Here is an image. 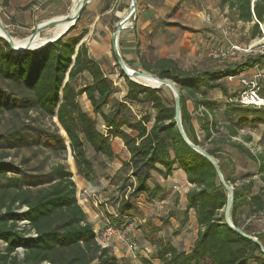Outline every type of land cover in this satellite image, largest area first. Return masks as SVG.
<instances>
[{"label":"trees","instance_id":"1","mask_svg":"<svg viewBox=\"0 0 264 264\" xmlns=\"http://www.w3.org/2000/svg\"><path fill=\"white\" fill-rule=\"evenodd\" d=\"M6 5L7 0L0 2V13ZM220 6L228 8V16L234 22L249 24L250 39L263 35L259 24H264V0H220ZM79 19L80 16L77 21ZM76 23L57 40L21 53L13 52L0 36V113L7 112L17 120L0 134V241L4 243L0 264H119L110 248L98 242L93 224L77 200L72 172L64 162L57 161L47 169L42 163V169L37 165L27 171L7 161L10 149H15V153L23 147L41 145L52 151L66 149L64 138L59 134H51L19 119L30 111L49 120L56 119L67 138L77 172L86 180L91 179L94 168L85 144L95 154L113 160L117 154L112 149L111 139H121L129 154L121 166L128 168L126 181L130 190L121 194L116 205L120 221L136 211L133 200L137 197L152 201L162 193L159 184L148 183L152 171L163 178L175 169L184 173L191 187L185 193L183 218L178 227L185 225L192 210L196 236L188 251H179L170 242L156 240L158 264H264L260 247L224 221L227 191L219 182L212 163L182 138L175 125L173 96L166 100L161 94L163 86L142 85L120 71L126 84L125 102L115 101L104 111L115 89L82 41L86 30L71 34ZM261 61L264 54L249 52L241 60L218 68L184 69L175 60L165 57L152 62L140 60V67L175 83L186 136L217 160L225 181L233 188L232 223L256 237L264 247V230L254 231L250 224L241 221L243 206L248 217L264 216V154L253 153L245 144L252 140L251 134L241 133L245 128L264 124V106L236 102V93L231 94L226 84L229 76ZM84 74L89 81L76 85V80ZM214 89H219L229 100L222 122L216 118V100L209 96ZM82 94L93 115L100 117L104 131L97 128L96 118L79 104L78 97ZM187 101L192 103L193 111L200 110V116L194 117ZM127 102L145 103L152 112L131 119L126 111ZM193 120L198 124L202 139ZM48 134L51 136H46ZM203 142L210 146H204ZM223 146H229L254 163L261 182L257 191H253L252 180L234 184L231 174L234 163L223 157ZM28 161L29 158H23L21 163ZM143 263L152 264L148 260Z\"/></svg>","mask_w":264,"mask_h":264},{"label":"rangeland","instance_id":"2","mask_svg":"<svg viewBox=\"0 0 264 264\" xmlns=\"http://www.w3.org/2000/svg\"><path fill=\"white\" fill-rule=\"evenodd\" d=\"M79 0H68L67 3H58L55 6H50L42 12V0H37L38 8L35 9L37 12L32 18L29 16L26 18L22 17L21 12H13L10 17L7 15L6 10L0 13L1 19L10 31L11 35L14 38H26L33 30L37 23L53 18L57 15H65L68 13L71 8H73ZM1 2V0H0ZM92 0H90L82 9L80 13V19L76 23V27L73 29L71 34H76L81 30H87V23L90 19V13L88 8H90ZM61 8V9H60ZM1 10V9H0ZM136 14V11H135ZM136 16V15H135ZM134 19H130L129 26L131 27V22L135 23ZM27 21V24H23L24 21ZM19 23H18V22ZM17 23V24H16ZM127 29V28H126ZM125 30V29H124ZM228 38L234 44L238 45L240 48H248L251 46L250 53H262L264 54V36L256 37L254 39L249 38V25H233L228 27ZM43 32H41V35ZM223 40V39H222ZM219 41V40H218ZM224 40L219 41L216 46L223 47ZM243 51H238L236 53L237 57H244ZM235 56V55H234ZM152 56H149V59H152ZM208 61H215L214 58H211L207 55ZM207 60L204 62L207 65L210 63ZM180 65L185 68H190V63H186L183 59H179ZM101 66L104 70L106 76L111 80L114 86V93L110 97L108 105L104 107V111L109 110L111 105L118 100H124L123 89L126 87L124 78L119 74L121 71L117 63L114 61L113 56L109 59L102 58ZM126 63V62H125ZM135 62V67L128 65L133 69L142 68ZM199 65V64H197ZM244 77H249V74L246 73ZM236 78L226 79V80H235ZM238 79V78H237ZM236 79V80H237ZM89 81L87 74L80 76L76 80V85H81ZM161 94L166 100L172 99L171 90L163 86L161 87ZM231 94L236 93V89L230 92ZM216 100V118L219 122L224 120V108L229 102L228 98L225 96L221 98L214 99ZM79 104L82 109L88 114L93 116L89 102L85 96H79ZM187 105L191 110L195 118L200 116V112L193 111L192 103L187 101ZM127 114L131 119H135L144 112H152L151 108L145 103H128L126 108ZM21 121H24L30 126H38L41 129H45L51 134L54 132L59 134L64 138L65 151L62 152L61 149L51 150L50 147L44 146H33L31 148L23 147L19 150L18 153H15V149H10V157L7 158V161L14 162L15 165L24 168L27 171L34 168L37 165H40L42 169V163H44L45 168H49L52 164L57 161L64 162L67 165V168L72 172L73 180L76 184V196L79 204L83 206L84 209L90 211L93 209L96 213L99 211L103 212L109 224L107 226H112L117 229L120 233L126 230L124 233V239L127 242H133L135 248L129 249L126 247V244L123 247L125 254L131 257L132 262H143V260H148L152 264H158V259L156 258L157 246L154 244L156 240H164L170 242L174 245L179 251H188L193 239L196 236L197 226L194 221H188L182 228H179L178 225L183 218V210L178 209L179 197L182 192V184L176 182V188L170 187L169 190L165 192V197L163 200H158L155 198L153 201L146 200L143 196L137 197L133 202L136 205V211L130 213L128 216L121 218L122 221L118 219L116 213V205L122 193L129 192L128 181H126L128 175V168L121 167V161L125 156L123 146L119 141H111L112 149L117 154V157L113 160H108L102 155L95 154L93 150L85 144V150L87 157L93 163L94 173L91 176L90 180L84 179L80 174H78L77 169L74 165L73 158L68 147V141L65 137L64 131L60 128L55 118L51 120L42 117L41 114L36 113L35 111H30L29 114L19 116ZM97 128L101 131H104V126L99 116H95ZM16 117L11 114L4 112L0 113V134L5 132L6 128L11 124L16 122ZM53 123L55 125H53ZM198 128L197 122H194ZM241 133H249L252 138L256 140H251L246 142V146L253 152L256 153L261 149H264V124H259L255 128H245L241 130ZM48 134L46 136H51ZM200 139H202V133L198 132ZM235 139L240 140L239 137ZM52 144V143H51ZM204 146H210L209 143L203 142ZM222 154L225 158H230L234 167L232 170V175L235 178V185H240L243 182L249 180L253 181V191H257L258 187L261 185L258 175L256 172V166L253 162L245 158L240 153L236 152L229 146L222 147ZM23 158H29V161L25 164L21 163ZM157 173H154V178H158ZM150 181L149 184H154V181ZM89 209V210H88ZM110 211L111 214L108 212ZM170 212L172 215L170 216ZM114 213L115 215H112ZM192 212L189 214L192 216ZM241 221L246 222L252 226L254 231H263L264 230V216H247L246 207H242L241 212ZM166 222V223H164ZM117 224V226H115ZM103 228L102 230H104ZM100 231V230H99ZM99 240L101 241V233H97ZM101 232V231H100ZM99 234V235H98ZM113 236V235H111ZM4 248V243L0 241V250ZM18 254H21V250H17ZM125 256V255H124ZM120 262L122 260L120 259ZM254 264V263H251Z\"/></svg>","mask_w":264,"mask_h":264},{"label":"crops","instance_id":"3","mask_svg":"<svg viewBox=\"0 0 264 264\" xmlns=\"http://www.w3.org/2000/svg\"><path fill=\"white\" fill-rule=\"evenodd\" d=\"M61 2L67 3L68 0H42V12L47 7L55 6ZM135 3V23L131 22V27L122 30L118 36V48L126 64L135 67V62H138L137 64L140 66V60L152 62L157 58L165 57L175 60L180 67L182 66L180 65L179 59H183L186 63H190V68L196 67L202 69L218 68L226 63L242 59V57L238 58L235 54V56L232 55L224 59L208 61L209 58H207V55H209V51L213 47H216L219 41H225L223 48H228L230 43L234 44L228 38V27L233 25H249L234 22L228 16V8L225 6L222 8L220 6V0H135ZM36 4L37 0H7V5L3 7V10H6L7 15H11L10 17H13L12 13L14 11H18L22 13V17L27 18L29 16L32 18L37 13L35 11L38 8ZM129 5L130 0H92V4L88 8L91 17L87 23L86 34L82 38V41L86 43L90 56L99 63L102 58L107 60L111 55L115 61L111 48V35L117 22L127 12ZM204 12L208 15L209 21L204 19ZM27 23L26 20L23 22V24ZM245 54L244 52L243 55ZM149 56L153 58L149 59ZM205 60L210 65H207L204 62ZM251 71V68H248L239 72L233 76V79H238L232 82V79L226 80L229 92L236 89L237 93L241 88L239 78L246 73L249 74ZM125 92L126 87L123 89V95ZM80 96L85 95L82 94ZM209 96L212 99L223 97L219 89L210 91ZM122 101L125 102V100ZM187 107L191 112L188 105ZM198 111L200 112L199 109L195 112ZM93 117L95 116L93 115ZM194 122L196 120H193L196 131L200 132ZM113 140L121 143L125 152L122 161L127 160L129 154L121 139L115 137L111 139V141ZM252 140L256 139L252 138ZM256 153L264 154V149ZM154 173L156 172H151V179L148 183L153 180ZM157 175L159 177L154 178L153 181L163 189L162 193L156 197L158 200H163L165 192L170 187L176 188V182L182 184L183 189L182 192H179L180 204H178V209L183 210L186 203L185 193L191 187V184L186 181L184 173L175 169L166 178L161 177L159 174ZM83 210L92 222L94 231L102 230L109 224L105 214L103 216L102 211L96 213L93 209L87 211L83 208ZM108 212L111 214L110 211ZM191 212L193 214L192 210L189 211V214ZM112 215L115 214L112 213ZM189 220L195 222L194 214L190 216ZM126 230L123 232L126 233ZM125 244L128 248L127 241H125L124 237L121 238L119 235H113L105 243V246L109 247L111 252L115 254L119 264H138V262L131 261V257L133 256H128L123 253ZM120 259L122 262H120ZM139 264L144 263L140 262Z\"/></svg>","mask_w":264,"mask_h":264},{"label":"water","instance_id":"4","mask_svg":"<svg viewBox=\"0 0 264 264\" xmlns=\"http://www.w3.org/2000/svg\"><path fill=\"white\" fill-rule=\"evenodd\" d=\"M90 0H79L76 5V9L74 12L69 11L61 18L53 17L48 20H45L44 22H39L35 25L34 30L27 36V40L24 44H18L14 41V37L11 35L10 31L6 28L4 25L1 15H0V36L3 37L8 44L10 45V48L13 52H25V51H31L34 49H38L48 43H51L55 40H57L59 37H61L63 34H65L77 21L78 17L80 16V13L84 6L89 2ZM136 11V3L135 0H130V5L127 10V13L117 22L112 35H111V48L112 53L114 55L115 61L117 65L119 66L120 70L123 72V74L128 77L130 80H133L135 82H138L135 80V77H152L162 86L168 87L173 95V106H174V120L175 125L181 134L182 138L187 142V144L202 154L206 159H208L212 165L214 166V169L216 171L217 177L221 185L224 187V189L227 191V201L224 208V221L229 225L230 228H232L235 232L239 233L240 235L244 236L247 239H250L254 241L261 249V251L264 253V247L263 245L257 240L256 237L244 232L241 228L236 227L230 218V210L233 202V188L230 184H228L224 176L220 170V167L218 165L217 160L212 157L204 148H202L199 145H196L192 143L188 137L186 136L182 122H181V116H180V96L178 88L176 87L175 83L167 78H160L158 76H155L153 74H150L148 72H145L140 69H133L129 67L125 61L123 60L121 53L118 48V36L119 33L126 29L130 28L127 23H130V19H134ZM70 23L69 26L64 28L63 30L59 31L57 34L51 36V37H45L44 39H41L39 41L36 40V38L43 32L44 29L52 27V26H59ZM142 85L149 86L146 84H143L141 82H138ZM152 88H159L158 86H150Z\"/></svg>","mask_w":264,"mask_h":264},{"label":"built area","instance_id":"5","mask_svg":"<svg viewBox=\"0 0 264 264\" xmlns=\"http://www.w3.org/2000/svg\"><path fill=\"white\" fill-rule=\"evenodd\" d=\"M205 13V12H204ZM204 19L209 21L208 15L204 14ZM263 36H264V24H259ZM251 46L248 48H240L236 44H229L228 48H223L220 46L213 47L209 51V55L214 59H224L229 56L235 55L238 51H243L249 53L251 51ZM249 73V77L241 76L239 82L241 88L236 93L234 100L242 105H250L255 107L264 106V61L256 63ZM233 76H229L227 79H232ZM175 187V186H174ZM98 231V230H97ZM101 231V232H100ZM97 233H101V241L97 236L98 242L105 246V243L111 237V235H119L121 238L124 236V232L121 233L112 226H106L104 230H100ZM99 235V234H98ZM129 249H134L135 245L133 242H127Z\"/></svg>","mask_w":264,"mask_h":264},{"label":"bare ground","instance_id":"6","mask_svg":"<svg viewBox=\"0 0 264 264\" xmlns=\"http://www.w3.org/2000/svg\"><path fill=\"white\" fill-rule=\"evenodd\" d=\"M76 5H77V3H76ZM76 5L73 8H71L70 11L74 12L75 9H76ZM62 16H64V15H57L55 17L61 18ZM42 22H44V21H42ZM127 24L129 26L130 23H127ZM69 25H70V23L64 24V25L52 26V27L46 28V29L43 30V34L42 35L39 34V36L36 38V40L39 41L41 39H44L45 37H51V36L57 34L59 31H61L64 28H66ZM26 40H27V37L26 38H14V41L16 43L20 44V45L21 44H24L26 42ZM134 79L137 80L138 82H141V83L146 84V85H149V86H158V87H161L162 86L160 84V82H158L157 80H155L152 77H135Z\"/></svg>","mask_w":264,"mask_h":264}]
</instances>
